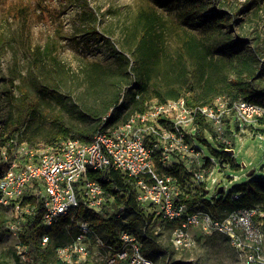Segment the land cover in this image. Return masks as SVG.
I'll list each match as a JSON object with an SVG mask.
<instances>
[{
	"label": "trees",
	"instance_id": "trees-1",
	"mask_svg": "<svg viewBox=\"0 0 264 264\" xmlns=\"http://www.w3.org/2000/svg\"><path fill=\"white\" fill-rule=\"evenodd\" d=\"M78 1L84 13L91 17L92 32L99 36V12L90 6L88 0ZM26 20L20 21L12 39L0 34V79L2 85L11 84L19 92L16 95L13 90H8L14 112L0 130V147L8 145L10 151L12 146L21 142L32 147H37L40 142L48 144L67 138L90 142L98 131L145 110L152 99L163 102L185 97L189 104L195 105L207 104L217 96L226 95L264 106L263 0H141L129 26L122 30V36L117 40L121 50L114 46L113 64L88 62L78 69L60 58L53 42L33 43L29 21ZM102 38L108 39L105 35ZM13 43L22 51L28 65L25 73L12 67L11 71H16L17 75L4 80L3 58L7 46L14 47ZM17 78L18 83L15 82ZM133 78L139 90L130 97L131 109L122 119L120 112L109 115L110 110L120 104ZM83 87L93 102L90 114L98 120L94 127L75 126L62 115H57L54 127L45 135L30 130V122L42 100L37 91L61 93ZM198 125L197 139L208 144L206 134L212 135L219 149L208 146L220 158L222 166L229 159L231 168L241 169L226 149L234 146L218 139L207 121L200 119ZM226 133L232 140L233 131L227 129ZM41 136L42 141L39 140ZM174 166L167 170L181 182L179 200L186 202L190 210L204 206V210L213 216L222 217L241 207H264V176L254 173V177L234 184L228 191L224 186L221 193L218 192L221 185H218L209 196L211 189L206 183L194 193L189 191L184 181L193 178V172L184 163ZM88 175L104 188L106 202L102 210L94 211L83 206L73 208L53 229H47L43 224L42 198L39 195L25 197L24 205L29 204L32 211L21 219L18 237L32 264H53L52 255L56 257V249L66 244L54 243L53 236L70 227L77 230L75 238L81 222H87L93 229L91 237H100L102 244L111 251V256L99 264H124L127 261L116 256L121 248L118 233L123 229L136 235L143 254H170L171 249L159 238L154 227L158 216L138 201L134 180L112 167L90 170ZM121 207L125 208L122 214ZM14 220L13 217L5 218L4 230H9L8 226ZM172 224L175 227V222ZM45 233L52 236L48 244L42 242ZM112 256H116L114 263L109 262ZM58 264L62 262L58 260Z\"/></svg>",
	"mask_w": 264,
	"mask_h": 264
},
{
	"label": "built area",
	"instance_id": "built-area-1",
	"mask_svg": "<svg viewBox=\"0 0 264 264\" xmlns=\"http://www.w3.org/2000/svg\"><path fill=\"white\" fill-rule=\"evenodd\" d=\"M200 119L212 126L218 139L230 143L227 129L235 136L236 131L246 126L264 125V106L226 95L195 105L189 104L185 97L163 102L152 99L145 110L98 131L90 142L67 138L37 147L21 142L12 146L11 151L8 145L1 146L0 204L12 210L15 218L9 228L18 236L21 219L32 211L29 204L24 205L26 196L42 198V221L47 229H53L73 208L83 206L101 211L106 202L104 188L88 173L112 167L135 181L137 199L142 206L153 208L159 219L175 222L176 247L192 245L191 228L199 227L207 234L227 236L247 264H264V207H241L215 217L204 209L190 210L186 202L179 200L181 182L167 170L170 162L184 163L199 184L206 183L208 188L210 183L218 184L214 169L217 165L222 167V162L217 156L204 155L196 137ZM258 136L264 140V132ZM124 210L121 207V214ZM78 226L80 231L74 240L56 249V258L62 264H80L89 258L93 229L87 222ZM118 235L121 248L116 256L126 259L124 264H156L153 258L143 254L142 244L131 230H120ZM51 240L52 236L45 233L43 244ZM116 256L109 262L114 263Z\"/></svg>",
	"mask_w": 264,
	"mask_h": 264
},
{
	"label": "rangeland",
	"instance_id": "rangeland-1",
	"mask_svg": "<svg viewBox=\"0 0 264 264\" xmlns=\"http://www.w3.org/2000/svg\"><path fill=\"white\" fill-rule=\"evenodd\" d=\"M88 1L90 6L99 12V24L97 26L99 36L92 32L91 17L84 13L78 0H0V34L12 39V34L18 28L20 21L27 19L31 28L33 43L44 45L47 42H53L60 58L68 65L76 69L88 62L112 65L114 46L117 50H121L117 40H120L122 30L129 26L132 15L136 12L141 0ZM104 35L108 39L102 38ZM27 65V59L22 51L16 47V44L14 47L8 45L3 58L4 80L13 78L18 71L25 73ZM12 67H15L17 72H12ZM2 82L0 79V130L10 114L14 112L8 90H13L16 95L19 94L16 87L11 84L5 87ZM15 82L18 83L19 79L17 78ZM138 90V83L133 78V83L129 86L128 91L124 92L120 104L117 108H112L110 112L115 114L120 112V119H122L131 109L130 97L132 93ZM37 94L42 100L39 109L30 122V130L36 133L43 135L48 133L54 127L57 115H62L69 124L82 128L94 127L98 122L90 114L89 109L93 102L87 96L84 87L61 93H52L51 91L40 93L37 91ZM118 123L120 122L114 125ZM236 132L237 134L232 140L228 139L231 140L228 144L234 148H228V150H235L234 154L231 155L236 159L234 163L241 165V169L231 168L229 159L225 162L227 166L217 165L214 169V176L218 178L217 183L225 185L226 191L232 188L234 184L254 177V175L251 177L247 175L252 169H255V174L258 176H264L262 170L264 140L258 136V133L264 132V125L246 126ZM42 137H40V141H42ZM206 137L209 145L219 149L216 141L210 138L209 134H206ZM198 142L204 148L205 156H215L208 144L200 140ZM40 144L44 143L40 142ZM203 162L204 160L201 158V164ZM243 163L245 167H243ZM169 164L167 168H172L178 163L170 162ZM234 175H237V178ZM232 178L233 180L230 182ZM184 183V186L192 193L197 191L201 185L192 177L187 178ZM217 185L208 184L211 189L209 196L213 195ZM196 208L205 209L204 206H196ZM149 210L153 211L154 209ZM10 217H13L12 210L0 204V264H32V261L23 252L19 237L11 229L4 230V219ZM154 227L159 238L171 249L168 255L162 252H152L150 256L156 264H247L240 250L233 246L224 234H207L201 228L193 227L191 228L192 245L176 247L173 243L174 225L171 221L158 218ZM76 231V229L66 227L60 235L53 236V241L54 243L57 241L69 243L74 239ZM100 241V237L90 238L91 253L87 262L80 264H88V262L89 264H99L110 257L111 251ZM52 263L58 264L54 255H52Z\"/></svg>",
	"mask_w": 264,
	"mask_h": 264
},
{
	"label": "water",
	"instance_id": "water-1",
	"mask_svg": "<svg viewBox=\"0 0 264 264\" xmlns=\"http://www.w3.org/2000/svg\"><path fill=\"white\" fill-rule=\"evenodd\" d=\"M228 151H229L231 154H234V151H235V150H234V149H229ZM243 167H245V164H244V163H243ZM254 173H255V169H252L251 171L248 172L247 175L251 177L252 175H254ZM223 190H224V185H221V186L219 187V189H218V192L221 193V192H223Z\"/></svg>",
	"mask_w": 264,
	"mask_h": 264
}]
</instances>
